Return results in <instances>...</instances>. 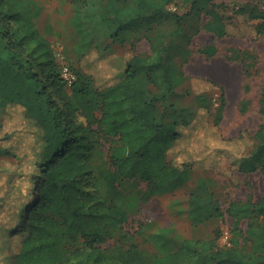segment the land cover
I'll return each instance as SVG.
<instances>
[{
    "label": "trees",
    "instance_id": "1",
    "mask_svg": "<svg viewBox=\"0 0 264 264\" xmlns=\"http://www.w3.org/2000/svg\"><path fill=\"white\" fill-rule=\"evenodd\" d=\"M173 1L71 0L69 26L77 37L78 60L67 63L76 75L69 84L54 42L38 25L40 0H0V108L22 107L37 134L30 154H24L29 172L15 170L16 178L25 179V192L13 197L8 218L1 214L9 200L1 198L0 264H264V196L257 202L232 201L225 211L207 175L191 180L198 164L205 172L215 170L222 157L213 134L208 140L198 137L193 150L186 145L202 122L200 111H211L207 91L196 93L192 116L165 119L169 108L160 105L186 76L168 62L166 44L147 35L151 49L141 53L125 37L144 21H174L181 29L188 18L205 14L204 28L219 37L256 38L264 33V10L184 0L190 10L179 14L167 9ZM254 18L262 21L250 25ZM128 41L127 51L115 47ZM94 48L115 57L116 82L98 83L85 61ZM201 51L211 56L217 47ZM221 100L216 124L223 118L224 92ZM260 102L264 114V92ZM252 138L254 149L236 160L237 167L264 177V122ZM182 154L190 159L180 160ZM205 155L215 161L212 166ZM177 191L187 195L185 210L193 223L227 213L231 244H219L221 228L204 238L172 235L163 227L149 236L157 250L143 249L126 228L130 215L153 197ZM13 243L17 249L10 252Z\"/></svg>",
    "mask_w": 264,
    "mask_h": 264
},
{
    "label": "rangeland",
    "instance_id": "2",
    "mask_svg": "<svg viewBox=\"0 0 264 264\" xmlns=\"http://www.w3.org/2000/svg\"><path fill=\"white\" fill-rule=\"evenodd\" d=\"M42 11L38 18L40 29L54 42L57 55L64 57L68 64H76L78 57L74 46L77 42L69 21L73 6L71 0H40ZM104 3H100L102 8ZM216 5L227 9L250 7L264 10V0H216ZM167 9L183 14L190 10V4L184 0H174ZM208 16H193L188 18L179 29L176 22L169 20L144 21L135 30H128L125 37L133 41L135 50L141 53L150 52V42L147 35L161 44H166L168 62L181 69L186 80L179 83L169 98L161 103V109L169 108L165 119L180 120L192 116L198 109L196 93L206 92L211 102V111H200L202 122L198 130L186 141L193 150L197 138L214 135L213 143L219 146L222 157L216 158L218 169L205 172L202 165L192 171L191 180L201 175H207L209 189L219 198L222 208L227 211L232 201L257 202L264 196V177L257 170L244 173L238 170L236 160L249 155L254 149L253 134L264 122L261 112V96L264 92V33L258 37L226 35L217 36L213 31L204 28ZM161 21H163L161 23ZM261 18L249 21L256 25ZM200 29L197 33L196 30ZM192 37V39H189ZM100 38V37H99ZM115 44L121 51L130 49V42ZM215 45L217 52L208 56L201 49ZM187 47V50H186ZM107 54V53H106ZM98 48L92 49L85 61L89 68L97 73L98 83L108 85L119 79L113 72L117 66L113 64L111 54L105 56ZM218 86L214 88L213 84ZM213 86V87H212ZM221 86V87H220ZM222 88V89H221ZM226 95L223 118L216 124L215 118L222 104L221 95ZM191 111V113H189ZM243 137L239 140L227 139ZM35 127L25 121L22 107L10 106L1 111L0 108V204L1 198L7 197L8 203L2 205V216L9 217L10 207L25 188V179L16 178L17 173L29 172L28 158L36 139ZM20 156V157H19ZM197 157V155H195ZM22 159V161L20 160ZM190 159L182 154L180 160ZM208 166L213 164L208 155L202 157ZM200 163V162H199ZM201 164V163H200ZM13 175V176H12ZM181 200V205L171 206V203ZM187 195L182 191L166 196H155L146 205L130 215L126 228L136 235V242L150 252L157 247L149 236L158 228L169 227L172 235L183 237H214L217 228L222 229L218 240L222 246L231 244L232 218L226 213L224 218H214L204 223H193L185 210ZM6 218V220H7ZM246 228V220L243 222ZM143 229L144 233H137ZM16 243L9 248L16 251ZM3 244L0 243V248ZM7 246V245H6Z\"/></svg>",
    "mask_w": 264,
    "mask_h": 264
},
{
    "label": "built area",
    "instance_id": "3",
    "mask_svg": "<svg viewBox=\"0 0 264 264\" xmlns=\"http://www.w3.org/2000/svg\"><path fill=\"white\" fill-rule=\"evenodd\" d=\"M57 56L62 61V73L64 78L67 80L69 84H72V82L76 79V75L70 69L67 62L64 60V57L59 56V54Z\"/></svg>",
    "mask_w": 264,
    "mask_h": 264
}]
</instances>
